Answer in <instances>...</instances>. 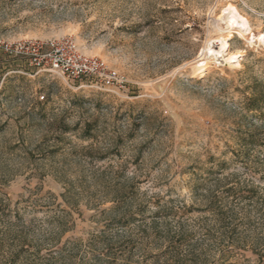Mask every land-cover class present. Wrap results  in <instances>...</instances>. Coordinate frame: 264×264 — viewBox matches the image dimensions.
Returning a JSON list of instances; mask_svg holds the SVG:
<instances>
[{
  "label": "rangeland",
  "instance_id": "obj_1",
  "mask_svg": "<svg viewBox=\"0 0 264 264\" xmlns=\"http://www.w3.org/2000/svg\"><path fill=\"white\" fill-rule=\"evenodd\" d=\"M62 38L125 97L0 50V264H264V0H0Z\"/></svg>",
  "mask_w": 264,
  "mask_h": 264
},
{
  "label": "built area",
  "instance_id": "obj_2",
  "mask_svg": "<svg viewBox=\"0 0 264 264\" xmlns=\"http://www.w3.org/2000/svg\"><path fill=\"white\" fill-rule=\"evenodd\" d=\"M0 50L6 55L26 59L32 67L76 82L80 88L125 97L126 82L122 76L99 57L83 54L70 38L48 43L28 41L0 44Z\"/></svg>",
  "mask_w": 264,
  "mask_h": 264
},
{
  "label": "bare ground",
  "instance_id": "obj_3",
  "mask_svg": "<svg viewBox=\"0 0 264 264\" xmlns=\"http://www.w3.org/2000/svg\"><path fill=\"white\" fill-rule=\"evenodd\" d=\"M202 66H203V64L200 65V67H202Z\"/></svg>",
  "mask_w": 264,
  "mask_h": 264
}]
</instances>
